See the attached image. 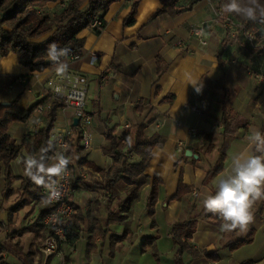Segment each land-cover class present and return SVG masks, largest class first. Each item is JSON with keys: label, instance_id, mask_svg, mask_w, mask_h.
I'll return each mask as SVG.
<instances>
[{"label": "crops", "instance_id": "obj_1", "mask_svg": "<svg viewBox=\"0 0 264 264\" xmlns=\"http://www.w3.org/2000/svg\"><path fill=\"white\" fill-rule=\"evenodd\" d=\"M57 1L52 4L58 7ZM188 1L179 0L178 5ZM133 3L134 23L126 25ZM50 4L46 9L54 6ZM219 5L222 0H200L189 11L179 13L167 7L150 19L160 7L159 0H117L104 14L105 26L99 33L90 27L80 31L78 36L85 41L82 55L68 65L90 79L87 110L92 115L91 146L72 148V164L85 160L101 171L89 164L74 171L71 202L84 218L78 237L70 244L74 251L65 246L61 264H264V199L253 205V219L243 232H224L218 215V220L204 215L203 199L215 192L233 157L242 151L253 153L251 133L257 129L264 133V55L250 49L241 35L231 37L221 26L204 30L206 44L194 35ZM11 53L0 56V102L15 101L25 108L44 98L41 84L47 73L36 79L18 54L7 69L12 63ZM19 76L25 81H17ZM190 79L203 82L200 93L187 84ZM168 95L172 100H165ZM224 102L233 126L231 133L224 132L221 124ZM45 117L33 113L25 122H12L8 132L21 143L44 125ZM71 118L70 110L60 108L55 124L66 126ZM138 123L146 125V135L161 137L145 168L146 174L161 179L153 215L147 206L150 185L142 188L136 202L127 205L129 186L123 179L108 184L113 158L105 149V125L114 126L119 135ZM96 152L101 160L95 158ZM25 154L22 146L20 156L11 162L15 176L12 195H0V241L7 249V261L15 256L23 264H42L39 249L46 229L34 223L41 203L28 198L11 219L7 213L21 196L25 197L18 178L24 175L20 160ZM221 154L222 169L208 176ZM179 183L191 190L174 199ZM4 187L1 178L0 194ZM110 215L113 221L108 223ZM182 219L196 220L189 246L200 252L217 251L218 260L192 259L189 251L177 254L173 225ZM31 224V230L18 233ZM248 235L250 242L234 250L227 246L230 240Z\"/></svg>", "mask_w": 264, "mask_h": 264}, {"label": "trees", "instance_id": "obj_2", "mask_svg": "<svg viewBox=\"0 0 264 264\" xmlns=\"http://www.w3.org/2000/svg\"><path fill=\"white\" fill-rule=\"evenodd\" d=\"M57 0H0V56H5L9 52H14L20 55L21 62L30 71H42L49 65L47 64L46 50L48 45L55 42L58 47H67L70 53L82 55L84 46V38L79 37L80 31L89 28L95 19H100L102 24L99 27L92 28L96 33H99L105 26L103 16L109 6L117 0H68L63 6L58 7L50 12L46 9L48 3L56 2ZM160 7L152 14L150 19L164 13L167 7H173L176 12H185L193 8L200 0H189L184 5H178L179 0H159ZM227 0H222V5ZM222 5L218 6L222 9ZM136 13V3H133L132 8L124 23L130 25L134 23V15ZM237 21L246 22L248 26L255 28L262 33L264 22L246 21L243 18H237L234 14H225ZM91 28V27H90ZM239 36V35H238ZM43 37L42 39H40ZM161 69L158 67V74H161ZM173 96L168 95L165 100H172ZM44 100L41 99L37 103L28 107L22 108L15 101L4 105L0 102V179L5 181L4 197L8 198L13 189L11 187L12 178H15L11 172V162L20 156L22 146L28 154L39 155L40 149L51 144L52 149L48 152L49 163L53 162L52 157L57 149L56 144L50 139V130L54 126L57 118V110L61 107L58 102H53L48 109L44 121V125L36 130L31 138L22 139L21 143L11 137L8 132L12 122H25L34 113L35 107ZM223 118L221 124L224 127V132L231 133L233 131L232 123L226 110L225 102L223 103ZM144 123L134 124L121 134L115 133V127L105 125L104 137L107 141L105 149L113 158V164L107 176L109 177L108 184L111 185L116 179H123L129 186L127 192V205L136 202L139 199L140 191L146 185H150L151 191L147 202L149 213L153 215L154 205L157 200V189L161 179L158 175L150 176L145 173V168L148 166L151 157L152 149L161 144V137L158 134L146 135ZM80 137L75 138L76 148H80ZM131 141V143H129ZM73 145L70 144L69 158L73 159ZM222 154L219 157V163L216 164L208 173V176L216 174L222 169ZM22 164V163H21ZM85 164L96 171H101L94 164L87 161H78L76 164L70 163L72 177L76 168H82ZM23 168V165H22ZM21 179V191L29 196L33 201L41 203L38 216L34 223L45 227L43 220L49 214L53 207L52 205L45 206L42 203L44 195L42 190L44 187L37 186L32 183L25 175H19ZM75 180L72 178V187ZM191 190V187L179 183L176 193L172 196L174 199H181L182 196ZM23 201L19 200L15 205L7 210L8 218L18 212L23 207ZM70 203L74 207L73 214L62 221L59 225L63 228L69 244H72L78 237L80 231V223L83 221V215L79 208ZM2 205L0 204V210ZM113 214V212H110ZM205 217L210 220H218V216L211 213H204ZM113 221V217L108 218V223ZM33 224L22 227L18 233L31 230ZM46 229V228H45ZM196 229L195 219H182L173 225V241L177 246V254H182L184 251H189L192 259L205 257L209 261L219 259L218 252H200L189 246V241ZM48 230L46 229V234ZM252 240L251 235L246 237L230 240L227 246L234 250L243 244ZM7 249L0 241V264H10L6 259Z\"/></svg>", "mask_w": 264, "mask_h": 264}, {"label": "clouds", "instance_id": "obj_3", "mask_svg": "<svg viewBox=\"0 0 264 264\" xmlns=\"http://www.w3.org/2000/svg\"><path fill=\"white\" fill-rule=\"evenodd\" d=\"M222 12L234 14L246 21L264 22V4L260 0H227L222 5ZM70 51L67 47H58L55 42L49 44L46 50L48 60L55 66L60 77L68 72L65 58ZM15 55L14 52L11 53L12 63L7 69L15 62ZM187 84H191L197 93L203 88L202 81L190 79ZM55 91L60 93L61 89L57 87ZM250 143L254 152L242 151L235 155L228 173L218 180L215 192L208 194L202 202L205 212L222 219L221 228L224 232L245 231L253 219V205L264 199V133L254 130ZM61 148V151L55 152L51 163L48 162L47 155L52 149L51 144L41 148L39 155L28 154L20 160L23 174L33 184L47 190V195L42 199L45 206L60 199L62 191L59 180L66 175L68 166L72 163L66 154L69 145L63 144Z\"/></svg>", "mask_w": 264, "mask_h": 264}, {"label": "built area", "instance_id": "obj_4", "mask_svg": "<svg viewBox=\"0 0 264 264\" xmlns=\"http://www.w3.org/2000/svg\"><path fill=\"white\" fill-rule=\"evenodd\" d=\"M101 24L102 21L100 19H95L90 27L96 28ZM214 25L221 26L229 33V35H231V37L241 35L250 49L260 51L264 55V34L257 31L255 28L248 26L246 22L237 21L225 15L220 7H216L214 9L213 17L210 20L203 22L194 33L196 38L202 44H206L203 37L204 30ZM93 55L96 54L93 53ZM80 57L79 54L71 52L65 60L68 64L78 60ZM44 73H47L45 80L41 84L44 92V100L35 107L34 113L40 118L46 115L53 102H58L61 104L60 108L62 110H70L73 113V118H78L76 125H73V118H71L66 126H58L54 124L51 128L49 134L50 139L56 144L57 149L55 152L61 151V145L63 144L69 145L70 149V144L72 143L75 145L73 146L75 149L77 146L75 144V138L77 136L80 137L79 145L84 149H88L91 146V133L89 127L92 122V115L87 110L90 83L88 75L74 71L68 65L67 74L64 77H60L57 75L53 64L49 65L42 71H33L32 75L39 80ZM17 81L24 82L25 77L19 76L17 77ZM57 87L61 89L60 93L55 91ZM191 132L194 133L195 130L191 129ZM66 154L68 156L70 155L69 150ZM84 169L87 171L86 168ZM81 176L85 177V172H82ZM59 186L62 195L60 199L55 200L50 204L53 209L43 220V224L48 230V233L43 238L42 245L39 249L43 257L42 264H47L48 259L52 256L61 257L62 263H64L65 246H68L70 252L74 251V247L68 243L67 236L63 228L59 225L60 221L69 218L74 212V207L70 203V198L73 194L70 166H68L66 175L59 180ZM42 193L45 197L47 195V190L44 188Z\"/></svg>", "mask_w": 264, "mask_h": 264}, {"label": "rangeland", "instance_id": "obj_5", "mask_svg": "<svg viewBox=\"0 0 264 264\" xmlns=\"http://www.w3.org/2000/svg\"><path fill=\"white\" fill-rule=\"evenodd\" d=\"M61 1V2H60ZM60 1H57L61 6H63L68 0H60ZM260 2L262 3V4H264V0H260ZM52 5H54L52 8H48L47 10L48 11H50V12H52V11H54L55 9H57L58 7H61L60 5L57 7V6H55L56 4H50V6H52ZM220 6V5H219ZM236 16V15H235ZM237 18H242V17H239V16H236ZM43 37H41L40 39H42ZM88 97H90V89H89V91H88ZM98 143V141L97 140H94L93 141V145H96ZM95 158L97 159V160H101L100 159V155L98 154V152H96V154H95ZM12 170H13V168L11 167V172H12ZM92 172H93V170H92ZM91 177L93 178L94 177V173H91ZM14 178H12V180H13ZM5 188V187H4ZM4 188H3V190H2V193L0 194L1 196H2V198H5L4 197ZM20 190H21V188H20ZM13 193V192H12ZM86 194V193H85ZM12 195V194H11ZM10 195V196H11ZM23 195H25V197H23V196H21L17 201H19V200H24L23 201V205L25 204V202L27 203L28 202V198H30L29 196H27L26 194H23ZM15 205V204H14ZM23 208V207H22ZM21 208V209H22ZM20 209V210H21ZM14 215V214H13ZM12 215V216H13ZM1 227H2V225H0ZM41 228H42V226H40ZM44 230V229H43ZM41 245H42V242H41ZM14 256V255H13ZM27 258H29V256H26V259ZM15 260H16V262H15ZM8 262L9 263H15V264H23V263H21L15 256H14V258H11V257H9V259H8ZM62 263V259H61V257H59V256H54L53 258H52V260H51V263L50 264H61ZM27 264V263H26Z\"/></svg>", "mask_w": 264, "mask_h": 264}, {"label": "water", "instance_id": "obj_6", "mask_svg": "<svg viewBox=\"0 0 264 264\" xmlns=\"http://www.w3.org/2000/svg\"><path fill=\"white\" fill-rule=\"evenodd\" d=\"M47 64H48V65H51L52 62H50L49 60H47ZM1 103L4 104V105L9 104V102H4V101L1 102ZM77 122H78V118H77V117H74V118H73V125H76ZM186 153H187V154H190V151L188 150Z\"/></svg>", "mask_w": 264, "mask_h": 264}]
</instances>
